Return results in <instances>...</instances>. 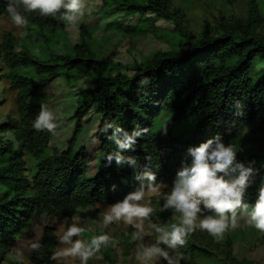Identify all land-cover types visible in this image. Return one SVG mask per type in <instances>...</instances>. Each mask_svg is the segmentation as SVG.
<instances>
[{
  "label": "trees",
  "instance_id": "trees-1",
  "mask_svg": "<svg viewBox=\"0 0 264 264\" xmlns=\"http://www.w3.org/2000/svg\"><path fill=\"white\" fill-rule=\"evenodd\" d=\"M103 2L112 5L107 13L174 19L170 0ZM7 3L0 0V16L11 18ZM18 10L26 16L27 26H35L36 39L45 45L54 42L52 32L63 31L67 25L61 18L63 8L54 17L39 11L26 13L22 6ZM177 25L184 40L176 50L158 51L146 63H135L132 74L117 71L92 78L91 92L78 99L72 114L74 126L65 149L51 145L53 133L33 127L41 111L36 100L44 99L50 83L66 70L87 74L121 64L97 58L95 40L83 24L79 40L72 45L73 55L54 48L48 50L47 58H40L25 49L21 36L3 35L0 47L10 68L7 77L16 90L18 147L0 140V183L9 187L0 197V264L17 250L18 242H30L34 264H57L52 257L58 253V217L73 215L88 205L122 201L148 184L146 172L155 175L156 186L174 184L178 172L191 164L189 149L217 135L225 145L234 146L237 163L251 164L254 169L244 197L251 210L264 184V155L246 151L242 138L246 127L264 114V69L257 78L251 75L255 60L264 62V35L260 33L264 16L257 0H248L246 16L220 19L216 32L205 28L195 37ZM17 67H31L34 76L16 71ZM92 106L99 113L98 148L95 172L88 176L89 154L85 146L75 148V142ZM59 121L54 118L55 132ZM183 123L186 128L177 130ZM117 127L122 131L117 132ZM145 128L147 132L132 148H118L116 141H123L125 132ZM115 152L125 158L121 164L115 158L107 160ZM24 154L33 159L29 169ZM128 157L136 163H129ZM163 226L170 231L168 221ZM37 229L40 234L35 237ZM33 244L39 249L34 250ZM172 251L197 257L206 254L188 242Z\"/></svg>",
  "mask_w": 264,
  "mask_h": 264
},
{
  "label": "rangeland",
  "instance_id": "rangeland-1",
  "mask_svg": "<svg viewBox=\"0 0 264 264\" xmlns=\"http://www.w3.org/2000/svg\"><path fill=\"white\" fill-rule=\"evenodd\" d=\"M143 2L144 0H130ZM84 15L76 23L67 24L63 31L52 32L54 42L47 45L35 37L36 28L29 25L18 28L9 17L0 16V43L5 33L16 37L21 36L25 49L40 58H47L48 50H57L73 55L72 45L79 40V26L85 25L95 40L93 51L97 58L118 62L121 66H104L96 73H80L77 70H66L54 79L48 86L46 97L37 99L40 105L52 112L54 118H59L57 131L51 136V145L65 149L74 126L72 114L77 106L78 99L86 97L92 90V78L97 76L113 75L117 71L127 74L134 72L135 63H146L158 51H173L180 47L184 38L178 30V23L193 36L198 37L205 28L211 32L218 30L222 18L234 16L245 17L248 0H170L169 7L174 19L157 18L153 14L140 16L137 14H124L122 11L107 13L112 5L103 0H84ZM260 11L264 16V0H257ZM259 31V30H258ZM260 33L264 35V30ZM264 62L255 60L252 77L263 71ZM27 76H34L31 67H17L15 69ZM10 68L5 63L0 47V140L11 142L18 147L14 135V127L18 123L16 90L11 88L7 77ZM99 113L92 106L83 117V126L77 135L75 148L85 146L89 154L87 175L95 172L98 148ZM186 124L180 125L177 130H183ZM242 145L246 151L264 155V114L250 123L243 132ZM27 169L32 165V158L24 154ZM174 184H159L158 193H150L145 189V199L140 203L154 209L149 220L143 223V233L140 239H134L133 233L137 231L132 225H125L123 221L105 227L102 222L103 214L112 206L94 204L79 208L73 215H62L57 218V235L59 244L58 253L71 247V243L62 242V236L67 228L75 224L83 229L79 235L71 237V241L81 240L86 246L90 245L93 236L108 234L110 240L102 245L99 252L91 257L87 264H163L168 260L163 257L145 259L144 252L147 248L157 243L161 235L157 228H164V221H168L171 230L173 223L179 222V213L174 209L162 210L164 198L172 190ZM9 187L0 183V197L7 192ZM204 215L212 214L204 212ZM238 227L225 233L223 239L217 242L205 231L197 230L187 238V242L206 250L202 256H192L181 253L183 258H178L177 253L164 244L158 246L168 252L173 264H264V234L259 233L254 227L248 225V218L242 213L238 214ZM40 234L37 229L35 237ZM17 253L22 255L14 259ZM30 242H18L17 250L6 255L1 264H34L30 259ZM108 255V259L106 257ZM57 264H81L80 258H56Z\"/></svg>",
  "mask_w": 264,
  "mask_h": 264
},
{
  "label": "clouds",
  "instance_id": "clouds-1",
  "mask_svg": "<svg viewBox=\"0 0 264 264\" xmlns=\"http://www.w3.org/2000/svg\"><path fill=\"white\" fill-rule=\"evenodd\" d=\"M20 6L26 13L39 11L42 16L53 17L63 8L65 11L61 18L67 24H72L84 15L85 2L84 0H8L7 12L12 22L18 28H24L28 20L18 10ZM33 127L37 131L47 130L55 133L57 125L53 114L44 105H41V111ZM116 131L119 132L122 129L117 127ZM146 132V128L133 130L131 134L125 132L124 140H117L116 144L121 150L132 148L137 138ZM189 153L192 157L191 164L178 172L172 190L164 198L162 207V210L174 209L176 213H179V222L173 223L170 231L163 228L156 229L161 235L157 237L156 244L145 250V259L163 257L168 260V264H173L168 252L158 245L164 244L169 249L175 250L177 246H184L188 236L197 230L207 232L217 242L221 241L227 231L238 227V210L248 218L249 226L264 234V184L259 187L258 198L251 206V210H249V204L244 203L250 177L254 172L251 164L245 167L243 163H237L236 149L232 144L225 145L221 142L219 135L208 139L198 147L190 148ZM106 158L109 162L115 158L117 164L125 160L119 152L110 153ZM127 161L131 164L136 163L132 157H128ZM145 176L148 180L146 186L142 184L138 190L129 193L103 214L102 222L105 227L113 222L123 221L125 225H132L137 229L133 233L134 239L141 238L143 223L150 219L154 211L152 207L140 203L145 199V187L150 193L159 191L155 183V175L146 172ZM206 211L212 214L204 215ZM82 232L83 229L75 224L68 227L61 239L64 243H71V247L54 253L52 258L78 256L81 264H87L88 260L100 251L101 246L106 245L110 240L108 234H101L93 236L88 246L81 240L71 241V237ZM31 247L36 250L40 246L33 244ZM21 255L17 253L14 259L18 260ZM177 257L183 258L179 252Z\"/></svg>",
  "mask_w": 264,
  "mask_h": 264
}]
</instances>
